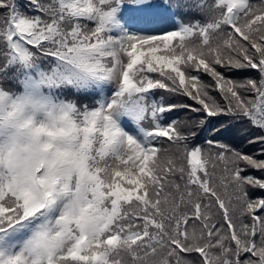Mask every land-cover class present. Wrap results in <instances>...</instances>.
I'll return each mask as SVG.
<instances>
[{
    "label": "snow or ice",
    "instance_id": "1",
    "mask_svg": "<svg viewBox=\"0 0 264 264\" xmlns=\"http://www.w3.org/2000/svg\"><path fill=\"white\" fill-rule=\"evenodd\" d=\"M0 264H264V0H0Z\"/></svg>",
    "mask_w": 264,
    "mask_h": 264
},
{
    "label": "trees",
    "instance_id": "2",
    "mask_svg": "<svg viewBox=\"0 0 264 264\" xmlns=\"http://www.w3.org/2000/svg\"><path fill=\"white\" fill-rule=\"evenodd\" d=\"M20 2L23 3L24 0H20ZM243 75H255V72L240 74V78H242ZM176 115H178L181 119H183L185 116L191 115V114L186 113V112L173 113V116H176ZM221 123H223V120H213L211 124L209 125V129L214 126H219ZM209 135H210V132L208 129H206L204 132L200 133L199 139L197 140V142L198 143L202 142L205 138H208ZM215 138L223 139L227 142H232V143H236L240 139L237 133V129L235 128H229L228 130L221 132ZM256 174L258 175L259 173H256Z\"/></svg>",
    "mask_w": 264,
    "mask_h": 264
}]
</instances>
